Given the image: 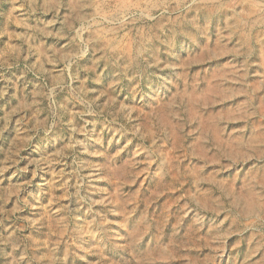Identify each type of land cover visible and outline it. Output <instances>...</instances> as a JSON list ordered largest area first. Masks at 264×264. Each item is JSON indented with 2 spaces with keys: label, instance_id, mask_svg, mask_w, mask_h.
<instances>
[{
  "label": "rangeland",
  "instance_id": "obj_1",
  "mask_svg": "<svg viewBox=\"0 0 264 264\" xmlns=\"http://www.w3.org/2000/svg\"><path fill=\"white\" fill-rule=\"evenodd\" d=\"M131 1L0 0V264H264V0ZM217 3L263 44L205 92Z\"/></svg>",
  "mask_w": 264,
  "mask_h": 264
},
{
  "label": "bare ground",
  "instance_id": "obj_2",
  "mask_svg": "<svg viewBox=\"0 0 264 264\" xmlns=\"http://www.w3.org/2000/svg\"><path fill=\"white\" fill-rule=\"evenodd\" d=\"M205 1H214V0H205ZM219 1V0H216V2ZM177 3V2H176ZM213 3V2H212ZM160 4L158 2V0H155V2H153V0H132L130 3H120L118 4L117 6H119L120 8L122 7L123 10L124 9H129V8H135V9H139V10H145L148 12V15L147 16H150V13L155 9L156 5ZM179 6V5H178ZM220 4H211L210 7H205L204 11H205V15H213L214 14V18L215 17H219L220 16V20L221 18L224 16L227 24H220V27H221V31L222 32H227L225 34V37L224 35H220V37H224V39H219V37H215V41H214V48L217 49V51L215 52H212L210 53V55H215V57L219 58L220 55L224 54L223 52V49L224 48H227L228 45L230 43L233 42V45H234V53L235 54V58L240 56L242 58V64L241 62H239V64H241V70H238L237 71L235 70L236 68L234 67H226V68H220L218 70V73L215 71L213 73V77L209 76L207 82V86L204 88V91L205 92H211V91H215L216 89L220 88L221 86H223V81L222 79L224 78H227L226 80H224L226 82V85L232 87V83L234 84L235 80L237 78H241V77H244L246 75V72H247V56L251 53V51L253 50V48L257 47V44L261 46V44H263V41L259 38L257 32L255 31L254 29V26L256 25V19H254V14L253 12V9H249L250 13L246 12L245 10L243 9H235L234 11L232 12H228L226 10V12H224L223 14L221 13V10L219 8ZM174 7V6H173ZM167 11V10H166ZM191 10H189L190 12ZM188 12V13H189ZM144 14V13H143ZM202 14H204V12H202ZM249 14H251V16H248ZM151 17V16H150ZM253 18V20H252ZM168 19V18H167ZM171 20L173 19H170L169 22L171 26H175V22H172ZM219 20V19H217ZM134 21V20H133ZM247 24V25H246ZM208 25V19H207V22L205 24V27H207ZM162 26H165V23L163 20H157L155 22L152 23L151 27L152 28H155L158 30L160 29V27L162 28ZM164 28V27H163ZM148 30V29H147ZM157 32V31H156ZM156 32L154 33H151L149 35V38L151 39L152 37L155 36ZM221 32V33H222ZM148 37H146V39L148 40L149 39ZM114 47V46H113ZM262 47V46H261ZM207 54V50L205 51L204 53V56ZM201 57L202 55L201 54H197V55H194L192 58L195 59V60H201ZM209 57V56H208ZM262 59L264 60V55H262ZM264 63V62H262ZM243 65V66H242ZM240 71V72H239ZM201 73V72H200ZM239 73V74H238ZM233 77V78H232ZM235 79V80H234ZM198 80V79H197ZM206 80V79H205ZM231 81H233L232 83H230ZM230 83V84H229ZM225 85V84H224ZM252 85V84H251ZM228 88V87H227ZM199 89V88H198ZM203 97V96H202ZM200 100V99H199ZM224 104V103H223ZM199 105V104H198ZM198 107V106H197ZM218 107V106H217ZM189 108V107H188ZM202 108V107H201ZM225 108H223L224 110ZM215 110V109H214ZM213 110V111H214ZM208 113V112H206ZM226 113V112H225ZM205 114V113H204ZM210 115V112L208 113ZM194 115V114H193ZM228 115V114H227ZM232 117V116H231ZM244 117V116H243ZM256 117V116H255ZM200 118V117H199ZM236 118V117H235ZM234 118V119H235ZM230 119V117H229ZM239 119V118H238ZM198 120V119H197ZM204 120V119H203ZM199 121V120H198ZM210 123V122H209ZM224 123V122H223ZM255 123V122H254ZM199 124V123H198ZM201 124V123H200ZM206 124V123H205ZM213 126H212V129H215L216 130V123H212ZM211 125V124H210ZM248 125V124H247ZM253 125V124H252ZM201 127V126H200ZM199 127V128H200ZM204 127V125H203ZM210 127V126H209ZM236 127V126H235ZM198 128V127H197ZM201 129V128H200ZM205 129V127H204ZM219 129V128H218ZM208 130V129H206ZM214 130V131H215ZM221 130V129H220ZM198 133H199V129H198ZM202 133V132H201ZM206 133V132H205ZM204 133V134H205ZM212 133V132H211ZM215 133V132H214ZM216 134V133H215ZM220 134V133H219ZM223 134V133H222ZM228 134V133H227ZM249 135L244 138L242 136H235L234 137V140L232 138H229V139H232L234 141V145H236L238 148H242L243 146H249V147H256L255 145L256 144H261L262 145V148H258L257 151H259V154L260 152L263 153V150H264V146L262 142H264V125H259L258 123H255L253 128H252V131H250V133H248ZM200 135V133H199ZM202 135V134H201ZM231 135V134H230ZM235 135V134H234ZM216 136V135H214ZM213 136V137H214ZM207 137V136H206ZM210 137V136H209ZM219 137V136H218ZM211 138V137H210ZM223 138V136H222ZM204 139V137H203ZM228 139V140H229ZM219 140V139H218ZM209 141V140H208ZM221 141V140H219ZM230 141V140H229ZM216 144V143H215ZM217 145V144H216ZM224 145V144H222ZM200 146V145H199ZM225 146V145H224ZM230 147V146H229ZM211 150V149H210ZM228 150V149H227ZM230 150V149H229ZM232 150V149H231ZM235 150V149H233ZM238 150V149H237ZM245 150H247L245 148ZM254 150V149H253ZM240 151V149L238 150ZM243 152V151H242ZM245 152V151H244ZM255 153V151H253ZM232 153V152H231ZM235 153V152H234ZM237 154H240L237 153ZM213 156V155H212ZM211 156V157H212ZM238 156V155H237ZM223 157V156H222ZM213 161V160H212ZM201 167V166H200ZM248 178V177H247ZM259 180L260 182H264V166L262 168V170L260 171L259 173ZM250 187L249 188H246L245 191H244V194H247L248 197L251 199L250 201L252 202L253 205H255L256 203H259V204H262L263 206H260L261 207V211L264 212V194L261 195V194H258V193H255L254 192V189L252 188L253 184L252 182L250 181ZM257 188V187H256ZM264 191V190H263ZM241 192V191H240ZM247 197V198H248ZM240 198V197H239ZM242 199V198H241ZM247 206H248V203H247ZM254 208V206H253ZM256 209V208H255ZM257 211V210H256ZM245 212V211H244ZM259 212V211H258ZM258 214V213H257ZM259 215V214H258ZM262 218V217H261ZM255 245V244H254ZM255 264V263H254Z\"/></svg>",
  "mask_w": 264,
  "mask_h": 264
}]
</instances>
